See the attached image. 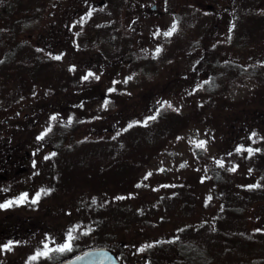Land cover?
Listing matches in <instances>:
<instances>
[{
	"label": "rangeland",
	"instance_id": "374dc122",
	"mask_svg": "<svg viewBox=\"0 0 264 264\" xmlns=\"http://www.w3.org/2000/svg\"><path fill=\"white\" fill-rule=\"evenodd\" d=\"M262 152L264 0H0V264H264Z\"/></svg>",
	"mask_w": 264,
	"mask_h": 264
},
{
	"label": "trees",
	"instance_id": "16d2710c",
	"mask_svg": "<svg viewBox=\"0 0 264 264\" xmlns=\"http://www.w3.org/2000/svg\"><path fill=\"white\" fill-rule=\"evenodd\" d=\"M246 71V70H245ZM28 78L29 79H31L32 80V83H34L35 81V78L32 76V75H28ZM31 83V84H32ZM32 86V85H31ZM100 94V93H99ZM98 94V95H99ZM104 94L102 93L100 96H103ZM106 98H107V100H108V96H106ZM82 117V116H81ZM48 136V134L46 133L43 137L44 138H46ZM64 137H66V134L65 133H63V137H62V140H63V138ZM62 143V141H61V139H60V144ZM58 144H59V142H57V146H58ZM62 145H63V143H62ZM58 147H55V149L53 148V151H51L52 152V159H53V161L54 162H56V158H57V156H55L57 153H59V152H57L56 151V149H57ZM60 148H62V146H60L59 145V149ZM56 154H55V153ZM262 153H264V152H262ZM8 155H10V154H8ZM11 159V158H10ZM5 169V168H4ZM57 171H58V169H57ZM4 176V175H3ZM24 199H31V198H28L27 196H24ZM118 200L119 199H115L114 200V204H115V206L118 204ZM103 205H105V206H95V214L97 213L98 214V217L96 218V220H95V222H94V226H93V228H92V230H94V228H95V231L97 232V231H100V230H102V229H104V228H106V229H108L109 227H115L116 225H117V221H120V222H122L121 220H119V219H117V221L116 220H112V218H107L106 219V216L108 215V214H106V211H108L109 209H113V207H111L110 206V204L109 205H107L106 203H105V201L103 200V203H102ZM118 210V209H117ZM126 211L131 215V217H123L124 218V221L122 222V224H121V226H123L124 228H127V225L129 224V220H131V219H137L140 215H141V213H139V215H137V214H135L136 213V211H135V209L131 206V205H128L127 207H126ZM111 217V216H110ZM137 217V218H136ZM162 245H163V243H162ZM159 247V246H158ZM157 247V248H158ZM159 249V248H158Z\"/></svg>",
	"mask_w": 264,
	"mask_h": 264
},
{
	"label": "water",
	"instance_id": "95a60500",
	"mask_svg": "<svg viewBox=\"0 0 264 264\" xmlns=\"http://www.w3.org/2000/svg\"><path fill=\"white\" fill-rule=\"evenodd\" d=\"M60 264H122V261L107 247L89 248Z\"/></svg>",
	"mask_w": 264,
	"mask_h": 264
},
{
	"label": "flooded vegetation",
	"instance_id": "af4514ba",
	"mask_svg": "<svg viewBox=\"0 0 264 264\" xmlns=\"http://www.w3.org/2000/svg\"><path fill=\"white\" fill-rule=\"evenodd\" d=\"M4 167V165H2L1 166V168H3ZM0 205H2V204H0ZM1 208V210H2V208L3 207H0ZM0 235H3V231H0ZM11 237V234H6V238L8 239V238H10ZM0 242H2V240L0 239ZM3 246V243L1 244V247ZM3 248V247H2Z\"/></svg>",
	"mask_w": 264,
	"mask_h": 264
},
{
	"label": "snow or ice",
	"instance_id": "6c2138e0",
	"mask_svg": "<svg viewBox=\"0 0 264 264\" xmlns=\"http://www.w3.org/2000/svg\"><path fill=\"white\" fill-rule=\"evenodd\" d=\"M166 35H171V33L170 32L169 33H166ZM57 59H59V57H57ZM85 79H87V77H85ZM3 206H5V205H0V207H3ZM60 250H64V248L62 247Z\"/></svg>",
	"mask_w": 264,
	"mask_h": 264
}]
</instances>
